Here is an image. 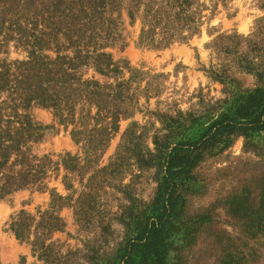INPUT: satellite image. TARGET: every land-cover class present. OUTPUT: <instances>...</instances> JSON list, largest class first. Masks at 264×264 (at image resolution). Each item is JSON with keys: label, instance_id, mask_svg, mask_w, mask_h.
Returning a JSON list of instances; mask_svg holds the SVG:
<instances>
[{"label": "rangeland", "instance_id": "rangeland-1", "mask_svg": "<svg viewBox=\"0 0 264 264\" xmlns=\"http://www.w3.org/2000/svg\"><path fill=\"white\" fill-rule=\"evenodd\" d=\"M201 1L206 6L201 31L188 42L164 49L139 46V26L127 23L126 45L108 49L137 76L118 129L104 145L101 123L92 140H76L74 131L87 135L92 125L80 118L61 121L54 109L37 104L20 110L50 127L34 147L37 154L69 152L79 166L50 179L49 188L63 197L56 209L64 223L53 233L58 252L50 258L38 256L7 227L20 210L36 215L51 207L53 192L22 190L0 200L1 264L117 263L134 226L155 203L161 151L198 134L238 92L264 86L261 1ZM24 55L10 43L0 57ZM193 174L169 226L168 264H264V131L233 135L224 151L207 153Z\"/></svg>", "mask_w": 264, "mask_h": 264}, {"label": "trees", "instance_id": "trees-1", "mask_svg": "<svg viewBox=\"0 0 264 264\" xmlns=\"http://www.w3.org/2000/svg\"><path fill=\"white\" fill-rule=\"evenodd\" d=\"M205 10L201 0H0V54L10 43L25 53L12 60L0 57V200L22 190L53 192L51 207L11 217L7 229L16 240L42 258L56 255L51 238L64 227L56 209L63 197L49 188L50 179L79 166L69 152L37 154L34 147L50 127L20 110L37 104L54 109L61 121L80 118L92 125L90 134L74 131L76 140H92L101 123L104 145L118 129L137 76L108 50L126 45V24L139 26V46L164 49L198 34ZM263 131L264 86L238 92L198 134L164 148L155 203L134 226L115 264H168L169 226L181 194L193 184L195 167L207 153L224 151L233 135ZM262 221L258 216L257 228Z\"/></svg>", "mask_w": 264, "mask_h": 264}]
</instances>
